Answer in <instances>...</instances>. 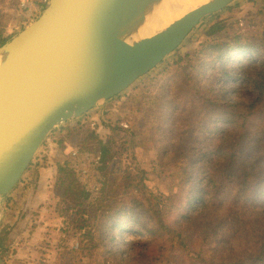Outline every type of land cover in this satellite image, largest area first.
<instances>
[{
    "label": "trees",
    "instance_id": "obj_1",
    "mask_svg": "<svg viewBox=\"0 0 264 264\" xmlns=\"http://www.w3.org/2000/svg\"><path fill=\"white\" fill-rule=\"evenodd\" d=\"M226 21L218 15L204 25L208 35L200 55L182 50L149 76L156 88L152 111L162 116L158 127L170 140L175 136L170 146L183 162L169 194L151 188L148 170L136 164L122 178L125 200L111 192L105 170L102 193L92 198L68 162L57 163L61 185L68 184L64 192L75 203L54 205L62 218L54 230L62 237L69 230L67 216L80 215L77 247L59 246L57 252L69 264H92L95 254L112 252L119 263L130 261L125 251L131 244H149L142 264H264V31L241 32ZM223 31L222 39L215 37ZM240 52L251 58L234 56ZM190 55L196 63L186 61ZM223 79L250 85L252 101L222 100L213 81ZM87 118L57 130L83 128ZM84 134L85 141L97 143L93 151L108 153L115 144L97 128ZM79 149L89 150L86 142ZM124 234L141 236L124 241Z\"/></svg>",
    "mask_w": 264,
    "mask_h": 264
},
{
    "label": "water",
    "instance_id": "obj_2",
    "mask_svg": "<svg viewBox=\"0 0 264 264\" xmlns=\"http://www.w3.org/2000/svg\"><path fill=\"white\" fill-rule=\"evenodd\" d=\"M153 2L48 0L39 17L0 45V217L2 202L57 127L149 76L235 0L204 4L142 48L114 56L127 31L136 34L142 13L157 11Z\"/></svg>",
    "mask_w": 264,
    "mask_h": 264
},
{
    "label": "rangeland",
    "instance_id": "obj_3",
    "mask_svg": "<svg viewBox=\"0 0 264 264\" xmlns=\"http://www.w3.org/2000/svg\"><path fill=\"white\" fill-rule=\"evenodd\" d=\"M22 1L0 0V45L39 17L48 0H30L38 7L34 11H29L28 8L25 9L21 5ZM218 15L221 18H227L228 28L240 29L241 32L248 31L252 34L264 31V0H235L231 7L213 15L207 21L202 22L196 29H193L175 53L170 55L149 76L153 72L168 66L182 50L199 54L201 52V44L207 38L206 35H208H205L204 25L211 22ZM230 23H233V26H230ZM224 36L225 32L223 31L216 34L215 37L222 39ZM2 41L4 42L2 43ZM207 45L209 44L207 43ZM234 56L243 60L251 58L248 52H240ZM207 57V54L204 55L203 60ZM189 60H192L193 63L197 61L195 58H191V55L186 59V61ZM209 71H211L210 68L208 69ZM149 76L143 77L119 96L98 105L88 114L77 119H84L88 116L83 128L76 125L60 133L57 130L59 127H57L47 137L33 159V164L25 172L22 181L9 197L2 202V206L8 212L7 216L12 214H18L17 216H19L24 212L20 208L23 206L26 208V196L33 192V195H31L33 201L29 205V211L30 214H38L40 217H37V221L28 220V226L29 224L38 226L40 223L42 225L36 230L34 227L30 234H26L19 239L20 242L14 249V253L10 256L6 254L9 260L14 259L13 264H69L57 252L61 249L59 246L74 245V247H77V237L74 232L78 226L77 220L80 215L75 213L67 216L66 223L69 225V230L62 237L61 233L54 230L55 226L62 223L61 214L55 210V206L58 204L59 208L64 209L69 204L75 203L74 198L64 192L68 184L61 185L60 174L57 172V163L67 161L69 165L71 149H79L83 142H86L89 150L80 149L81 151L99 152L93 151L94 148L98 149L97 143L85 141L87 135L84 132L87 129L93 130L97 128L99 133L111 135L115 141V144H111L110 152L102 153L104 156L102 172L103 175L104 170L109 173L108 181H111V192L115 194L118 200H125L122 197L125 184L122 178L126 175L125 170L136 164L148 170L149 178L147 182L152 186L151 188H155V191L160 194H169L171 192L177 175L181 173L183 162L181 161L182 159L175 155V147L170 146L171 143H174L175 136L173 135L170 140L158 127V123L162 121V116L152 111L155 103L151 97L155 93L156 88L155 81L151 80ZM213 83L222 100L250 103L253 99L251 94L252 87L235 79L214 80ZM206 86L207 82H203L200 89H205ZM116 126L120 127V129L116 128ZM76 180L81 186V181L77 177ZM117 184L120 186L119 188L116 187ZM23 214L27 215L25 212ZM3 221L0 226H3L4 223L7 224L8 217L6 218V213L3 216ZM21 225L22 223H17V226ZM139 236L141 235L137 234L136 237H133L124 234L122 239L124 241L137 240ZM149 247V244H131L125 251L130 261H121V263L118 262L119 258L116 253L95 254L92 264H142V253ZM135 250L138 253H135ZM9 251L11 252V250Z\"/></svg>",
    "mask_w": 264,
    "mask_h": 264
},
{
    "label": "bare ground",
    "instance_id": "obj_4",
    "mask_svg": "<svg viewBox=\"0 0 264 264\" xmlns=\"http://www.w3.org/2000/svg\"><path fill=\"white\" fill-rule=\"evenodd\" d=\"M157 11L154 14L142 13L136 34L127 31L119 51L114 56L128 54L142 48L148 42L169 30L188 12L213 0H153Z\"/></svg>",
    "mask_w": 264,
    "mask_h": 264
},
{
    "label": "built area",
    "instance_id": "obj_5",
    "mask_svg": "<svg viewBox=\"0 0 264 264\" xmlns=\"http://www.w3.org/2000/svg\"><path fill=\"white\" fill-rule=\"evenodd\" d=\"M21 5L29 11L38 7L30 0H23ZM69 165L76 177L81 181V186L92 198H97L105 185V177L102 169L104 156L101 152H85L80 149H71L69 153Z\"/></svg>",
    "mask_w": 264,
    "mask_h": 264
},
{
    "label": "crops",
    "instance_id": "obj_6",
    "mask_svg": "<svg viewBox=\"0 0 264 264\" xmlns=\"http://www.w3.org/2000/svg\"><path fill=\"white\" fill-rule=\"evenodd\" d=\"M31 195H33V192H30L25 198L26 208L24 206L20 208L25 212V214L27 213V215H24L23 214L24 212H22L21 215L19 216H17L18 214L17 215L12 214L7 216L8 212L5 209L4 213H6V218L8 217V221L7 224L4 223V225L1 224L3 226H0V238L2 240V241L0 240V264H13L14 259L9 260L6 257V254L10 256L12 253H14V249L17 247V245L20 242L19 239L23 238V236H25L26 234L27 235L30 234L33 231L34 227L35 230L42 227L41 223L38 226H35L33 224H29L28 226V220L32 221L33 219L37 221L38 219L37 217H40L38 214H30L29 205L33 201V197L31 198ZM3 216L0 217V223L4 222ZM11 217L12 219H10ZM18 222L22 223V225L17 226ZM9 250H11V252Z\"/></svg>",
    "mask_w": 264,
    "mask_h": 264
}]
</instances>
